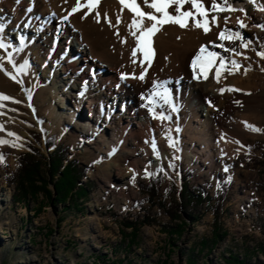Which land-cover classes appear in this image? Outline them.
<instances>
[{
	"label": "bare ground",
	"instance_id": "1",
	"mask_svg": "<svg viewBox=\"0 0 264 264\" xmlns=\"http://www.w3.org/2000/svg\"><path fill=\"white\" fill-rule=\"evenodd\" d=\"M75 2L76 0H19L17 3V0H0V24L5 25V42H10L13 47L23 48L19 53H13L17 65L25 60L29 65L26 74L18 75L17 78L23 80V84L19 85L35 89L34 94L30 93L31 99L29 92L25 91L28 103L24 105L30 108L38 100L46 106L44 112L37 116L40 127L56 129L62 133L65 129H70L68 134L75 137V147L78 150L91 148L112 157L106 167L108 174H113L124 183L130 182L141 169L161 164L166 157L183 160L190 166L202 165L204 168L208 165L209 168L211 165L218 173L222 172L224 166H229V170L237 169L233 159L244 150L231 143V136L240 127L235 121L234 112L244 94L236 90L231 92L227 88L250 91L252 85H255L252 80L259 76L258 71L253 72V65L259 64L255 62V51L263 48L264 29L256 25L264 24V12L257 7L264 4V0H256L255 4L249 0H231L232 6L243 8L247 16L240 11L210 13L209 19L211 15H218L220 28L210 26L211 31L208 33L194 27L191 19L186 28L171 23L163 25L152 37L155 55L150 67L147 62L143 64L145 66L140 64L143 60L140 52L135 58L137 63H132L131 49L135 47V40L130 35L129 24L134 14L126 8L121 13L122 5L119 0H101L97 9L100 13L99 22L95 12L84 16L86 8L69 15ZM202 2L206 8L209 6L208 0ZM141 6L143 10H149L143 4ZM28 8H31L30 12L27 11ZM184 8L187 10L190 6L185 4ZM77 15L80 16L79 19ZM118 15L122 17L119 24ZM65 16L68 17L66 20ZM226 16L230 17L226 27L232 31H240L244 40L218 39V32L225 27L223 18ZM237 17L243 19L248 26L239 28L236 24ZM108 20L115 27L110 26ZM149 24L145 20V26ZM117 30L119 36L116 35ZM21 36L25 38L23 46L20 45ZM124 39L127 40L126 43L122 42ZM247 40L252 43L245 49L242 44ZM220 44L224 47H219ZM201 46H206L208 51L216 52L226 60L235 59L241 65L240 69L234 70V74L222 69L217 83L213 66L207 73V79H204L199 69L194 71L191 64ZM232 47L243 55L236 56L226 51ZM63 48L79 52L82 57L74 58L72 54L63 57ZM3 55L6 53L0 49V56ZM216 64H219V60ZM4 67L13 71L6 61ZM85 67L93 68L99 73L92 78L87 70L84 71ZM142 67H147L145 79L132 78L133 72L139 76ZM227 68H232V65L228 64ZM123 73L127 78L122 79ZM197 76L200 78H196ZM28 77L32 79V84L27 83ZM154 82L162 84L157 89L161 93L164 88L169 90L171 105L165 104L160 97H153L149 101L147 94L153 89ZM14 83L17 82L0 71V93L18 101V97L24 94L16 89ZM132 83L139 89L138 93ZM221 88L226 89L222 96L224 109L214 105L221 94ZM2 103L5 107H0V125H3L0 138L13 141L19 137L16 143L20 145L12 147L11 144H0V153L6 157L8 150L11 152L24 146L26 130L21 124V112L15 107L18 103L13 100ZM145 104L150 105V108L154 106L157 114L162 112L165 116L170 115L171 119L153 118L150 108L143 107ZM85 106L91 116L83 114ZM172 106L177 110L173 111ZM243 111L250 110L246 108ZM29 117L32 118V115L29 114ZM107 127L112 128L110 132L105 129ZM154 128L160 130L157 140L152 137ZM8 132L15 133L16 136H8ZM222 136L224 139H221ZM147 138L149 142H158L159 149L156 151L159 155H156L153 148L149 149ZM137 141H142L143 144H138ZM170 141L175 142V147ZM119 146H123V149L118 157H113ZM239 185L242 194L240 198L245 199L250 194L249 181H242Z\"/></svg>",
	"mask_w": 264,
	"mask_h": 264
},
{
	"label": "rangeland",
	"instance_id": "2",
	"mask_svg": "<svg viewBox=\"0 0 264 264\" xmlns=\"http://www.w3.org/2000/svg\"><path fill=\"white\" fill-rule=\"evenodd\" d=\"M262 43L264 50V41ZM255 56V62L259 64L253 65V72L258 71L259 76L252 80L255 83L252 90L239 89L244 95L234 118L240 127L234 131L235 138L231 136L232 142L228 137L235 146H243L244 151L233 159L237 169L229 170L228 166L225 172L224 166L220 173L215 172L211 165L212 168L208 165L204 168L202 165L190 166L183 160L166 157L156 167L141 169L130 182H121L113 174H108L106 167L112 157L91 148L78 150L75 137L68 134L70 129L62 133L40 127L37 116L44 112L45 104L36 100L32 107H25L24 104L28 103L25 91L30 89L34 94L35 89L14 83L16 89L24 94L18 97L20 103L15 107L21 112L20 122L26 135L24 146L11 152L8 150L6 162L0 163V264H187L188 258L193 260L192 264H225L229 255H238L245 264H264V131L249 130L244 123L264 130V58ZM26 80L27 83L32 81L29 77ZM132 86L138 93L137 86ZM224 93L214 102L220 109L225 108ZM143 107L147 109L150 105ZM246 108L250 111H243ZM90 113L85 106L83 114ZM105 129L110 132L112 128ZM159 133V129H152V137L156 140ZM49 135H54L55 140L47 147ZM156 140L153 142L159 149ZM146 141L151 149L152 142L148 138ZM137 142L143 144L142 141ZM58 144L68 146L65 161L73 159L84 166L86 175L81 183L87 190V196L79 198L74 195L71 200L62 201L54 194L50 197L42 192L25 199L24 203H15V188L7 182V176L14 172L20 155L30 152L45 162L44 159ZM27 145L35 147L44 159ZM122 149L123 146H119L113 157H118ZM146 172L153 175H146ZM184 177L189 186L197 185L211 197L212 208L200 205L192 210L179 204L177 195L183 188ZM151 178L158 181L159 199L178 215L174 220L160 206L149 205L147 196L140 192ZM247 180L250 194L245 199L240 198L239 183ZM219 202L220 221L225 234L214 243L208 239L203 247L201 241L211 236L217 222ZM37 207H40L38 212L35 211ZM144 212L153 216L156 222L142 225L136 232L134 243L130 244L131 230L121 223L129 216L138 217Z\"/></svg>",
	"mask_w": 264,
	"mask_h": 264
},
{
	"label": "snow or ice",
	"instance_id": "3",
	"mask_svg": "<svg viewBox=\"0 0 264 264\" xmlns=\"http://www.w3.org/2000/svg\"><path fill=\"white\" fill-rule=\"evenodd\" d=\"M101 0H76L75 5L72 7L71 12L75 13L77 11H80L81 9L86 8L87 11L84 13V16H88L89 14L95 12V17L97 19V22H99L100 13L97 10L99 7ZM250 3L255 4L256 0H249ZM17 3H19V0H17ZM119 3L122 5L121 13L126 8L129 11H131L134 15L132 17L131 23L129 24L130 29V35L135 40V47L131 49V57L132 63L136 64L137 60L135 59L137 56V53L140 52L143 54V60L140 61V64L143 65L145 62H147L148 67L151 66L152 59L155 55L154 49L152 47V37L160 31V29L165 24H177L181 28L188 27V21L191 19L193 26L196 28L202 29L205 33H208L211 31L210 26H215L217 28H220L219 23V17L218 15H211V18L209 19L210 13H219V12H235L240 11L247 16V13L243 8H235L232 6L231 0H208V7H205V4L202 2V0H119ZM149 9L148 11L143 10L142 5ZM187 4L190 6L189 9H185L184 5ZM258 10L261 12H264V4L257 5ZM171 9V11H169ZM28 12L31 11V8L27 9ZM105 17L107 18V13H105ZM68 17L65 16L64 19L66 20ZM83 18V17H82ZM224 24L225 27L221 28V30L218 32V39L221 41H236V40H244V37L242 36L240 31H232L231 29L227 28L226 25L230 19V17H224ZM145 20L149 21L150 24L148 26H145ZM122 17L120 15L117 16V24L121 23ZM108 23L110 26L115 27V25L111 24V20H108ZM236 24L239 28L243 29L246 28L248 25L244 22L243 19L240 17H237ZM27 27V25H25ZM256 27H260L264 29V24L256 25ZM4 24H0V49H3L6 53V55L0 56V71H3L5 75L9 76V78L15 80L17 83L23 84V80L18 79V75L20 73L27 72V69L29 67L28 61L25 60L23 63H20L17 65V62L13 56V53H19L23 50L22 47H13V45L10 42H5L6 37L3 35L4 33ZM139 33V34H137ZM116 35L119 36V31L117 30ZM24 37H20V45H24ZM123 43H126L127 40H122ZM252 41L247 40L242 44V47L247 49L251 45ZM219 47L223 48L224 45L220 44ZM12 49L11 51H8V49ZM226 51L231 52L232 54L236 56L243 55L241 52L237 50V48L232 47L226 49ZM257 56H260L261 58H264V50L256 52ZM247 59V57H245ZM219 60V64L217 65L216 62ZM5 61L12 66L13 71H9L7 68L4 67ZM192 67L195 70L199 69L200 73L203 75L204 79H207V73L208 71L215 66V78L217 83H219L220 77H221V70L227 69L229 71V74H234V70H239L241 65L235 60V59H228L226 60L225 57L220 56L216 52L208 51L206 46H201L195 55V57L191 61ZM231 64L232 68H227V65ZM264 70V69H262ZM247 72V69H245V73ZM147 73V67H142V71L139 74V76H136V74L133 72L132 78H137L140 80L145 79V74ZM127 78L126 75H122V79ZM196 78H200V76H197ZM166 83V82H163ZM162 84H157L154 82L153 89L149 91L147 94V98L149 101H152L153 97H160L165 104L171 105V93L167 88H164L163 93L158 91L157 89L161 88ZM226 89L221 88L219 91L223 93ZM227 90L232 91L238 89H234L232 87L227 88ZM29 92V99H31L30 90ZM83 95V93H81ZM7 100H13L15 103H20V101L14 100V98L4 94L0 93V107H5V105L2 103L3 101ZM211 103V101H209ZM236 103H239V101H236ZM148 107V105H145ZM150 112H152L153 118H158L161 120L165 119H171V116H165L162 112L160 114H157L155 112V107H151ZM172 110L176 111V107L172 106ZM245 126L249 128V130L260 132L264 131L260 128H257L254 125L249 124L248 122H244ZM0 130H3V125H0ZM8 136H16L15 133L8 132ZM221 139H224L222 136ZM19 140V137H16L15 140L9 141L4 138H0V144H11L12 147L20 146L16 143V141ZM148 141H146L147 143ZM171 145L175 147V142L170 141ZM237 144H239V141H236ZM243 147V146H241ZM152 148L156 152V155H159V152L156 151V145L154 142H152ZM239 151V150H238ZM5 156L3 153H0V163H5ZM171 166V165H170ZM225 172L228 171V166H225L224 168ZM162 171V169H161ZM146 175H153V173L146 172ZM134 179V177H133ZM229 179H231L229 177Z\"/></svg>",
	"mask_w": 264,
	"mask_h": 264
},
{
	"label": "trees",
	"instance_id": "4",
	"mask_svg": "<svg viewBox=\"0 0 264 264\" xmlns=\"http://www.w3.org/2000/svg\"><path fill=\"white\" fill-rule=\"evenodd\" d=\"M39 135V134H35ZM54 135H49L46 138V146L49 147L54 143ZM27 147L33 152L37 153L39 157H44L35 147ZM68 153V146L66 144L55 145L50 156L44 159L42 162L38 157L30 152H26L20 155L18 164L13 173L7 176V182L14 185L15 194L13 200L15 203H24L25 199L36 196L38 193H42L51 197V194L55 195L56 199L62 201L71 200L73 196L86 197L87 190L82 186L81 180L85 177L86 171L84 166L80 165L76 160H66ZM65 162V163H64ZM46 177V178H45ZM48 177V178H47ZM184 185L178 192L177 199L182 206L191 207L195 210L197 206L205 205L207 208H212L211 197L207 196L204 191L197 185L189 186L184 177ZM48 186L50 188H48ZM160 187L156 178L149 179L147 185L142 186L140 192L147 196L149 205H158L167 212V215L171 220L177 218L174 210L170 207H166L165 201L159 199ZM176 204V203H175ZM221 203H217L218 211L216 212L217 222L214 223L213 233L208 238H204L201 241L203 247L207 245L208 239H211L212 243L221 240V235L225 234L221 226L219 210H221ZM220 206V207H219ZM75 207H78L75 203ZM40 207H37L35 211H39ZM156 222L153 216L149 213H143L141 216L125 218L121 223L125 228H130V233L133 235L130 237V244L134 243L137 237V230L144 224ZM166 231V230H164ZM168 231V230H167ZM166 231V232H167ZM123 234V232H122ZM193 260L188 258L187 264H192ZM225 264H245L238 255L227 256L225 258Z\"/></svg>",
	"mask_w": 264,
	"mask_h": 264
}]
</instances>
